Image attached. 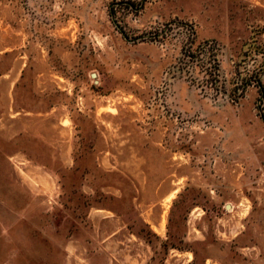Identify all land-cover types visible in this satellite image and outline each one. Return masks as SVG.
<instances>
[{
	"label": "rangeland",
	"instance_id": "374dc122",
	"mask_svg": "<svg viewBox=\"0 0 264 264\" xmlns=\"http://www.w3.org/2000/svg\"><path fill=\"white\" fill-rule=\"evenodd\" d=\"M0 264H264V0H0Z\"/></svg>",
	"mask_w": 264,
	"mask_h": 264
}]
</instances>
